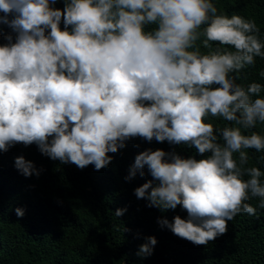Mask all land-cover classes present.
I'll return each instance as SVG.
<instances>
[{"label": "clouds", "instance_id": "9594fccd", "mask_svg": "<svg viewBox=\"0 0 264 264\" xmlns=\"http://www.w3.org/2000/svg\"><path fill=\"white\" fill-rule=\"evenodd\" d=\"M56 3L0 0V23L16 34L0 46V152L36 144L53 161L100 171L136 137L194 148L201 159L143 151L125 180L147 166L153 179L134 195L162 212L186 210V220L157 222L196 246L264 209V171L248 166L249 149L264 152V135L252 131L264 125V85L245 88L231 75L264 59L254 19L218 14L212 0ZM209 117L228 123L214 127ZM15 166L26 178L41 174L22 156ZM145 241L137 255L148 258L158 241Z\"/></svg>", "mask_w": 264, "mask_h": 264}, {"label": "trees", "instance_id": "16d2710c", "mask_svg": "<svg viewBox=\"0 0 264 264\" xmlns=\"http://www.w3.org/2000/svg\"><path fill=\"white\" fill-rule=\"evenodd\" d=\"M212 2L218 14L254 19L264 39V0ZM54 7L62 10L64 0H57ZM9 34L15 42L16 34L0 23V46L7 43L4 37ZM255 59V66L231 74L237 77V84L245 88L253 82L264 85V77L259 75L264 71V59ZM205 123L222 128L228 122L209 117ZM252 131L264 135V125ZM148 149L174 150L183 158H202L194 148L155 139L149 143L140 137L127 141L116 154L109 153L113 161L100 171L94 165L81 170L74 164L53 161L42 155L36 144H17L7 153L0 152V264H264V209L257 207L258 199L249 201L257 207L256 216L238 215L228 222L227 233L207 246L193 245L161 228L159 219L172 222L177 215L185 220L188 215L179 205L167 212L149 208L146 200L134 195L137 187L153 178L147 166L143 177L139 173L131 181L125 177L135 157ZM248 154V166L264 171V152L249 149ZM21 156L41 170L38 178H26L17 170L15 160ZM18 208L24 210L23 217L17 216ZM117 209L126 212L116 217ZM124 228L129 231L124 232ZM150 236L158 241L153 255L138 256L140 246Z\"/></svg>", "mask_w": 264, "mask_h": 264}]
</instances>
